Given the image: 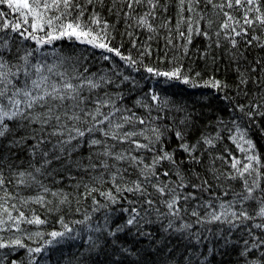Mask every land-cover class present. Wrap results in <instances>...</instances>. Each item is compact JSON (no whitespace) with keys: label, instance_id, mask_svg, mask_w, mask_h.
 Returning <instances> with one entry per match:
<instances>
[{"label":"snow or ice","instance_id":"snow-or-ice-1","mask_svg":"<svg viewBox=\"0 0 264 264\" xmlns=\"http://www.w3.org/2000/svg\"><path fill=\"white\" fill-rule=\"evenodd\" d=\"M117 2L127 9L121 10L125 20H133L138 27L149 33L155 31L150 18L155 19V10L160 5V0ZM201 3L218 9V14H222L224 18L214 33L218 37L216 47H222L221 38L227 41L231 49L237 50L230 53L237 60L243 55L239 53L241 40L246 46L264 48L260 37L250 35L249 32H255L257 28L264 32L262 0H222L220 3L216 0H178L179 19L176 31L181 39H186L188 44L192 43L194 35L210 39V31L201 26V21L205 20V16L198 12ZM87 4L103 6L104 0H87ZM0 5L6 6L18 16L15 22H10L0 12V31L10 29L11 33H17L24 41L30 40L36 46L31 50L25 49L23 53L18 48L17 54L12 55L9 39L0 37V234H13L9 238L0 235V264H17L15 259H10L2 250L26 248L23 241L33 238L28 234L17 235L24 233L22 225L39 228L46 223L39 215H28L20 206L37 204L45 207L53 204L44 194L56 198L57 209L69 203L66 194L51 190L39 179L41 176L52 175L49 166L53 161H59L62 168H75L85 174H93L94 180L106 183L110 179L115 194L108 191L100 192V195L113 204L119 203V198L125 193L133 197L129 204L140 203L139 209H122L129 218L123 224H117L115 230L107 227V218L103 229L99 226L89 228V231L97 233L106 231L110 237H117L119 233L132 234L131 230L135 228L136 236L143 235L149 239L148 248L120 249L125 258L129 255L136 257L130 264H144V257L151 254L149 249L153 247L151 233L143 231L142 221L160 223L165 233L171 230L174 233L192 234L191 230L195 225L216 223L228 225L229 234L233 229L246 228L251 239L243 241L244 248L240 255L245 264H264V236H257L252 231L256 229L264 232V159L256 154V147L246 131L240 129L235 121L232 122L238 135H233L230 139L244 153L243 159L246 162L232 159L231 168L234 171L225 179L238 180L240 183L238 187L230 186L223 193L224 196H232V199L224 200L213 194V185L207 179L200 183L192 181L186 174L185 161H178L175 151H168L164 147L168 139L175 138L179 141L180 151L188 154V163L200 162L194 155L196 145H190L186 140L193 127V118L182 106L171 104L167 98L153 91L136 100V105L148 112L147 117L139 116L131 108L119 103L124 98L123 92L113 94L109 89L110 85H115L116 88H120L121 84H131L133 88L138 86V82L130 74L117 70L116 76L122 77L117 82L106 73H88L87 67L80 71L79 58L71 55L54 53L57 59L51 63H45L41 58L33 59L36 53H40L41 57L48 55L41 53L45 45L68 38L119 57L126 67L139 71V66L143 65L142 59L124 55L120 48L110 46V25L101 18L99 12L93 9L85 21V5L81 0H0ZM139 6H145L147 10L142 14H135ZM233 8L243 9L241 17L237 18L230 11H225ZM108 10L112 12L114 8ZM120 14L121 12H117V15ZM193 14L199 15V19H195ZM206 24L211 29L213 20L207 19ZM185 25L186 31L182 30ZM136 46L133 42V47ZM184 54L187 55L186 47ZM102 58L105 61L111 59L108 55ZM143 71L150 76L164 78L165 81H179L191 87H212L217 90L226 87L215 80L199 85L185 75L180 66L161 71L145 65ZM86 73L88 74L85 75ZM238 73L240 83L246 85L249 80L245 73L239 69ZM173 109L183 115L173 116L171 122H168V113ZM238 109L244 112L243 105H238ZM255 110L256 105H253L245 115L252 119ZM154 111L157 112L156 115H153ZM202 143L208 147L215 146L212 137H202ZM25 149L30 160L28 167L21 170L11 163V158L16 156L19 159L17 151ZM81 149H87V156H84ZM5 167L9 170L7 177L4 175ZM131 176H135V179H128ZM196 178L200 179L198 174ZM215 179L219 180L220 176ZM11 183H15L17 189L38 185L43 194L38 192L30 197L21 196L19 191L14 194L7 188ZM84 188L86 196L99 191L88 184ZM205 192L210 199L204 198ZM216 200H219L218 204L214 203ZM93 203L99 204L95 198ZM201 209L204 210L203 213ZM153 212L156 221L151 219ZM185 215H190L195 220L185 221ZM91 219V216H86L77 223L86 225ZM164 219H167L166 226ZM60 223L63 231L47 233L51 240L46 245L27 248L30 264H36L33 254H40L44 248L59 239L74 238L69 235L73 229L62 218ZM35 235L42 237L44 233L37 231ZM196 239L199 241L201 237L196 235ZM87 242L94 248L99 247L91 236ZM108 242L119 243L116 239ZM155 251L159 255L161 249L156 248ZM168 251L171 252V249Z\"/></svg>","mask_w":264,"mask_h":264},{"label":"trees","instance_id":"trees-1","mask_svg":"<svg viewBox=\"0 0 264 264\" xmlns=\"http://www.w3.org/2000/svg\"><path fill=\"white\" fill-rule=\"evenodd\" d=\"M81 2L85 5L83 19L87 21L93 9L99 12L101 18L110 25V46L120 48L124 55H131L137 60L142 59L143 65L139 66L140 70L133 71L126 67L125 62L119 57L68 38L54 41L51 45H45L41 49V53L48 55L41 57L40 53H36L33 59L41 58L45 63H51L57 59V55L54 53L71 55L79 58L80 71L87 67L88 73L97 75L106 73L117 82L122 80V77L116 76L117 70L124 74H130L138 82V86L133 88L131 84H121L120 88H116L115 85H110L109 89L113 94L123 92L124 98L119 103L131 108L139 116L147 117L148 112L143 107H138L135 103L136 100L153 91L167 98L171 104L182 106L193 118V127L186 140L190 145H196L194 155L200 162L188 163V154L180 151L179 141H176L175 138L167 140L164 145L165 149L175 151L178 161H185L186 174L192 181L200 183L207 179L213 185L214 195H218L224 200L232 199L231 195H223L230 186L238 187L240 183L238 180L225 179L234 171L231 168V161L233 158H237L246 162L243 159L244 153L230 139L231 136L238 135L233 121L239 125L240 129L246 131L248 138L253 141L256 147V154L264 159V98H262L264 97V48L246 46L241 40L239 53H243V55L237 60L230 54L237 50L231 49L227 41L221 38L222 47H216L218 37L214 33L224 18L222 14H218V9L205 3L200 4L198 12L205 16V20L201 21V26L210 31V39L194 35L192 43L188 44L187 40L181 39L176 31L179 19L178 0H160V5L155 10V19L150 18V23L155 27V31L151 33L138 27L133 20H125L121 10L127 11V9L117 0H104L103 6L100 4L88 5L87 0H81ZM216 2L220 3L222 0H216ZM109 8H114V11L109 12ZM146 10L145 6H139L135 14H142ZM225 11H230L237 18L241 17L243 13V9L236 8L225 9ZM0 12H3L4 18L10 22H15L18 19V16L11 13L4 5H0ZM117 12H121V14L117 15ZM185 15L188 14L185 13ZM193 16L195 19H199V15L193 14ZM207 19L213 20L211 29L207 28ZM182 30L186 31V25L182 26ZM249 32L250 35L259 36L260 42L264 43V32H261L259 28L255 32L251 30ZM0 37L9 39L12 55L17 54L18 48L23 53L25 49L31 50L36 47L34 42L24 41L17 33H11L10 29L0 31ZM169 38H171V43H169ZM133 42L137 45L135 48ZM184 47L187 48V55L184 54ZM104 55L110 56L111 59L103 60ZM145 65L161 71L172 70L174 67L180 66L183 73L199 85H203L205 81L215 80L220 81L226 87L217 90L212 87H191L181 84L179 81H165L164 78L153 77L144 72L143 66ZM238 69L240 72H244L248 78L249 82L246 85L240 83ZM238 105L244 106V112L238 109ZM253 105H256V110L252 113L253 118L249 119L245 113ZM153 107L155 108V106ZM156 114L157 112L154 111L153 115ZM160 114L163 115L162 112ZM181 115L183 113H177L173 109L168 113V122H171L173 116ZM202 137L214 138L215 146L208 147L203 144ZM81 152L87 156V149H81ZM17 156L19 159L13 156L11 163L14 166H19L21 170L27 168L30 160L27 150L17 151ZM49 169L52 171V175L41 176L39 179L51 190L66 194L69 203H65L57 209L55 207L56 198L50 194H44L47 200L53 201V204L45 207L37 204L20 206L21 210L28 215H39L46 220V223L39 228L34 225H22L21 227L25 231L17 235L28 234L33 238L23 241L26 248L2 250L3 253L8 254L10 259H15L17 264H30L27 248L43 247L51 240L47 233L63 231L60 223L61 218L73 229L69 235L74 238L59 239L58 242L44 248L40 254H33L36 264H130L136 257L129 255L125 258V254L120 251L121 248L138 250L148 248L149 239L143 235L136 236L135 228L131 230L132 234L119 233L117 237H110L106 231L100 233L94 230L89 231V228L95 229L97 226L103 229L105 218L108 219L107 227L109 229L115 230L117 224H123L129 217L122 209L131 207L139 209L141 206L140 203L129 204V200L133 199L132 196L125 193L123 197L119 198V203L113 204L100 195V192L108 191L115 194L110 179L106 183L94 180L93 174H85L75 168H62L59 161H53ZM197 174L200 177L199 180L196 178ZM4 175L9 176L7 167L4 169ZM216 176H220V179L216 180ZM128 179H135V176L128 177ZM85 184L95 187L99 191L86 196ZM7 188L14 194L19 191L23 197L35 196L38 192L43 194L38 185L32 188L17 189L15 183H11L7 185ZM203 196L206 199L211 198L207 192ZM94 198L99 204L93 203ZM214 203L218 204L219 200ZM94 208L96 211H93ZM203 211L201 209L202 213ZM86 216L92 217L86 225L77 223V221L84 220ZM151 219L156 221L154 212L151 214ZM183 219L189 222L195 220L190 215H185ZM142 223L143 231L151 233L153 242V247L149 249L151 254L144 257V264H245L240 252L244 248L243 241L251 239L246 228L233 229L229 234L228 225L216 223L195 225L191 230L192 234L188 232L174 233L171 230L165 233L158 222L144 223L142 221ZM163 223L166 226L167 219H164ZM37 231L43 232L44 235L37 237L35 235ZM252 231L257 236H264V232H259L256 229ZM0 235L9 238L13 234L3 233ZM196 235L201 237L199 241H197ZM89 236L93 237L99 247L94 248L87 242ZM205 237L206 239H204ZM112 239L118 240L119 243L108 242ZM156 242L161 243L157 244ZM156 248L161 249L159 255L156 254ZM169 249L171 252L168 251Z\"/></svg>","mask_w":264,"mask_h":264},{"label":"rangeland","instance_id":"rangeland-1","mask_svg":"<svg viewBox=\"0 0 264 264\" xmlns=\"http://www.w3.org/2000/svg\"><path fill=\"white\" fill-rule=\"evenodd\" d=\"M74 40V39H73Z\"/></svg>","mask_w":264,"mask_h":264}]
</instances>
